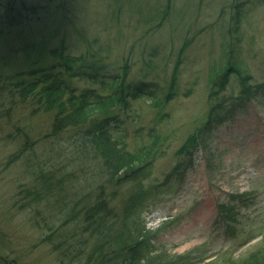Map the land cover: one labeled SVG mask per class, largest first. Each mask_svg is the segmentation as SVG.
<instances>
[{"label": "rangeland", "instance_id": "obj_1", "mask_svg": "<svg viewBox=\"0 0 264 264\" xmlns=\"http://www.w3.org/2000/svg\"><path fill=\"white\" fill-rule=\"evenodd\" d=\"M225 69L240 74L215 101L233 108L205 128ZM243 79L257 95L239 96ZM22 80L107 112L55 135V112L10 99ZM119 86L145 94L101 100ZM102 124L129 156L144 154L139 183L110 184L99 158L79 159L75 134ZM132 190L144 194L130 222L164 262L246 264L264 252V0H0V264H94L106 234L81 208L109 203L122 230ZM247 192L245 209L233 197ZM220 210L234 214L230 230Z\"/></svg>", "mask_w": 264, "mask_h": 264}, {"label": "trees", "instance_id": "obj_2", "mask_svg": "<svg viewBox=\"0 0 264 264\" xmlns=\"http://www.w3.org/2000/svg\"><path fill=\"white\" fill-rule=\"evenodd\" d=\"M89 61V59H88ZM90 66V64H89ZM230 69V68H229ZM225 69V74L223 72H218L216 75L221 74V79L219 80V86L215 82L212 86L214 91L210 99V110L208 114V123L206 126L212 125L213 123H221L224 118L223 113L226 111L229 112V108H233L232 101L216 102L215 99L219 91L225 89V83L227 82L226 78L230 74H240L235 69L229 70ZM226 75V76H225ZM117 77H115L116 79ZM49 75H44L43 80H48ZM242 91L239 96H251L257 95L258 87L253 89L250 86H247L246 79L242 81ZM41 82H15L12 83L16 90H12L10 99L14 103H19L22 105H28L33 107L35 110L42 111L44 113L55 112V119L52 124V133L55 135L62 134L68 129H78L84 125L96 123V120L93 118L96 111L100 113L107 112V107L103 110L101 107H96L92 110L85 109L84 104L87 102L83 95L81 97H75L73 93L70 92L68 98H64L67 90L61 88L58 84H46ZM228 83V82H227ZM125 94V96H124ZM145 94L141 86H137L134 89L130 86H119L116 88L112 95L102 98L104 102L117 104L120 106L122 103H126V99L129 95H143ZM172 95H167L168 100L171 99ZM104 102H101L104 103ZM228 104H230L228 106ZM202 130L199 131V133ZM203 132H201L202 135ZM76 141L80 142L79 147L77 146L76 154L79 156V159H87L88 155H93L94 158H99L101 160V165L103 172L108 177V180L115 185L126 183V182H138L137 174L143 173L149 168V162L144 161V154L136 157L129 156L124 149H120L117 146L115 140L110 136V132L103 127V124L97 127L92 128L91 130L85 131L81 134H75ZM198 136L195 135L189 139L188 144L194 146L198 142ZM78 145V143H77ZM149 152V151H148ZM147 152V154H148ZM151 153V152H150ZM145 154V155H147ZM151 155V154H150ZM149 155V156H150ZM78 159V160H79ZM139 183V182H138ZM103 192V191H101ZM255 192H250L248 194H238L233 197V201H239L241 205H244L245 208L249 207V203L255 199ZM143 192L132 190L129 197V201L126 200V203L122 205V214L124 217V222H121L122 230H116V221L118 214H116L112 208L109 207V203H106L103 200H96L91 207L81 208L80 214H83L84 222L88 225L93 226V224L101 226L104 229L106 236H100L96 242L93 243V251L90 256H88V263L93 262L94 264H102L106 256L109 255V261H116L117 264H170L169 262H164L162 256L151 255V251L148 250L149 239L151 232L146 230L143 224H133L130 222L134 215L137 214V211L132 212L134 208L143 207L142 197ZM86 199V198H85ZM234 210V207H233ZM233 210L229 211L231 214ZM235 212V211H234ZM222 219L228 221H234V214L227 216L226 212L220 210ZM102 214V216L100 215ZM122 217V218H123ZM135 222V220H134ZM100 227V228H101ZM125 231V235L123 232ZM86 246V245H85ZM84 249L82 246L79 247L78 251ZM77 250V249H76ZM105 250H108V254H105ZM117 254L119 257L111 260L112 256ZM246 264H264V252L259 253L251 261Z\"/></svg>", "mask_w": 264, "mask_h": 264}]
</instances>
